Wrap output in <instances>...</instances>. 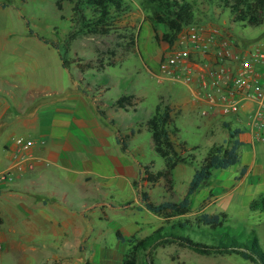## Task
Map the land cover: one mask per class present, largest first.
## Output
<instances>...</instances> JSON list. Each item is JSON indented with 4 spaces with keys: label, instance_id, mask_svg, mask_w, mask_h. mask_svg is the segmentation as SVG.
<instances>
[{
    "label": "rangeland",
    "instance_id": "374dc122",
    "mask_svg": "<svg viewBox=\"0 0 264 264\" xmlns=\"http://www.w3.org/2000/svg\"><path fill=\"white\" fill-rule=\"evenodd\" d=\"M190 1L196 17L193 25L207 23L217 27V31H210V34L219 40L229 37L248 49L256 45L264 46V22L257 26L236 22L230 10L224 9L215 0ZM0 2L8 4L0 7V87L14 90V96L3 94L6 102L13 104L12 97H16L17 103L25 102L29 111L40 109L45 117L50 112L59 114V118L55 117L58 124L63 126L65 134L70 131L71 135L67 137H72L74 153L68 154H72V172L77 174L84 169L76 175L81 181H76L62 166L61 158L52 159L50 163L41 156L50 166L49 170L39 172L43 191L54 190L59 196L66 194L63 200L56 202L67 212L71 210L65 206V200L69 205L80 207L79 211L75 208L76 214L72 216L73 229L60 230L58 238L45 224L46 229L39 237L42 247L34 259H29L31 252L28 255L17 239L12 242V249L0 258V264H123L130 244L119 239L118 232L126 240L132 235L142 239L162 225H170L178 218L193 220L206 211H224L228 213V221L217 231L188 226L181 233L207 243L212 242L214 234L226 233L247 244L256 234L264 251V214L260 210H251L249 205L250 200L264 194V183L257 174L240 183L242 165L252 160L255 152L264 154V142H257L255 149L252 145L243 144L240 163L228 169H215L210 181L193 195L191 212L181 218L166 221L147 209L137 196L135 181L138 187L150 193L155 202H162L169 196L163 184L152 187L140 175V163H152L153 171L165 167L164 158L155 152L151 133L146 127L160 97L181 109L182 113L176 119L179 128L177 139L186 142L195 155L193 164L181 163L175 169L173 200L183 199L196 168L210 149L229 140L228 129L223 122L232 118L202 115V110L207 108L196 105L191 92L182 83V55L176 56L182 52V33L173 46L165 41L158 42L155 36L157 33L162 35L165 28L158 24L157 31L154 30L146 19L143 0H128L127 14L111 33L78 35L75 39L69 38L74 30L69 20V4L59 11L56 0ZM29 28L56 42L59 48L30 35ZM190 36L186 31V37ZM171 57H175L176 61L170 62ZM62 60L67 68L63 67ZM187 60L191 62L193 57L188 54ZM102 61L115 64L100 72L96 66ZM82 65L86 66L87 73H82L79 67ZM87 66H94V69ZM4 80L17 86L4 85ZM124 94H134L137 107H130L128 111L115 107L114 102ZM94 101L100 103L109 120H116L115 125L97 113ZM59 108L62 110L58 111ZM14 110L18 114L21 112L17 107ZM97 125L99 129L87 134ZM117 130L122 136H130L126 153L116 142ZM11 132L8 130L1 134L0 142L7 139ZM20 135L37 148L47 145L40 131H23ZM20 135L16 134L13 141ZM75 135L81 139L75 140ZM75 152H83L85 161L77 163ZM3 153L5 150L0 146V156ZM10 163L11 159L6 158L5 163L0 164V170ZM128 202L131 203L123 207ZM50 213L58 218L64 212L57 207ZM7 218L5 232L12 234L8 227H13L14 221L10 215ZM0 244L2 253L6 245L1 234ZM151 256L155 264H255L237 253L201 254L178 243L157 246L152 249Z\"/></svg>",
    "mask_w": 264,
    "mask_h": 264
},
{
    "label": "trees",
    "instance_id": "16d2710c",
    "mask_svg": "<svg viewBox=\"0 0 264 264\" xmlns=\"http://www.w3.org/2000/svg\"><path fill=\"white\" fill-rule=\"evenodd\" d=\"M224 9H229L236 22H243L250 26H257L264 22V0H215ZM131 2V1H130ZM128 0H56L59 11H63L66 4L71 5L70 22L74 28L70 39H75L78 35L98 34L107 35L118 28L129 9ZM144 8L147 12L146 19L157 31L156 25L164 26L165 31L162 35L158 33L155 39L167 42L173 46L179 39L186 26L196 22L194 6L190 0H143ZM8 6L5 2H0V7ZM24 18L25 16L22 15ZM64 17V16H63ZM29 27V22H27ZM30 35L38 37L40 40L58 49L56 42L40 36L33 29L28 30ZM61 59L63 54L60 53ZM114 62L104 63L96 66L98 71H104L108 66H114ZM63 67L67 68L65 61L62 60ZM82 73H87L86 66H79ZM94 69V66H87ZM86 70V71H85ZM72 79L74 77L72 76ZM80 88V86H78ZM84 93L87 94L86 91ZM135 95H122L115 102L114 106L129 110L130 107H137L134 102ZM97 113L108 120L111 125H115L116 120L108 118L107 112L101 107L100 103L94 101ZM136 109V108H134ZM182 113L176 105H172L160 97V101L155 108L154 114L147 120L146 127L152 136L154 150L165 161V167L159 171H153V164L141 165L140 175L143 181L148 182L152 187L163 184L168 199L162 202L152 200L147 190L138 187V182H134L137 187V196L144 206L153 213L162 216L166 221L175 217H183L191 212L193 195L199 191L201 186L207 184L213 176L215 169H228L241 162L240 148L243 142L239 139L242 133L239 128H232L228 122H223V126L228 129L229 140L225 144H215L208 154L203 158L201 164L196 168L187 192L180 201L173 200L175 190L174 173L181 163L193 164L195 155L190 152V148L184 141H178L177 135L179 128L176 126V119ZM134 132H132V135ZM130 136H122L117 130L116 139L121 150L128 152V139ZM247 171L246 167L241 170V175ZM131 202L124 204L126 207ZM251 210H260L264 214V194L250 202ZM0 217V224L2 223ZM228 221L226 212H201L193 220L186 219L177 221L170 225H162L152 234L145 238L138 239L132 235L126 240L120 232L118 238L128 241L130 246L125 253L123 264H155L151 251L157 246H165L170 243L189 247L201 254H227L237 253L243 258L251 260L255 264H264V251L261 247L259 237L254 234L250 244L238 238L230 237L226 233L213 235L212 242H201L194 240L191 235L184 232L188 226L208 227L217 231L224 227ZM182 230V231H181Z\"/></svg>",
    "mask_w": 264,
    "mask_h": 264
},
{
    "label": "crops",
    "instance_id": "0c3cea01",
    "mask_svg": "<svg viewBox=\"0 0 264 264\" xmlns=\"http://www.w3.org/2000/svg\"><path fill=\"white\" fill-rule=\"evenodd\" d=\"M216 28L217 27L211 26L207 23L191 25L184 28L182 32V51L191 55L193 60L182 65V83L191 92L193 97L192 101L201 108H207L202 110V115L209 116L210 118H216L217 116L232 118L228 119L226 122L231 124L232 128L241 129L242 133L240 134L239 139L243 144L246 143L252 145L255 149V144L260 141L255 138V135L250 128L246 111H241L239 115L223 114L220 106L216 105V95L212 85H209L208 87L202 86L204 73L212 66L213 59L210 53L205 54L201 45L197 46V44H195L192 34L197 32L195 35L200 38L199 42L204 43L211 36L210 31H217ZM186 31L191 34L189 38L186 37ZM247 50L248 48L239 44L231 48L233 54H236L241 58L247 57ZM255 68L261 70L262 66L255 65ZM3 83L4 85L17 86L15 83H11L8 80H4ZM13 93L14 90H11L10 87L7 89L0 87V135L8 130L12 131L7 139L0 142V146L5 150V153L0 156V164L5 163L6 158L9 160L11 159V163L8 164L7 168L0 170V174L7 171L13 164L11 149L14 146V136L16 134H22L23 131L31 132L34 130L41 132V138L44 141V144L46 143L47 145L39 148L32 146V151L35 154L48 159L50 163H52V159L57 160V158H59L58 160H60L61 158L64 163L62 166L72 174L71 178L73 176L74 180L81 181V178H76V175L79 172L82 173L84 169H80L77 174L72 172V167L74 166L71 159L72 154H70V156L68 155L69 153H74L71 145L72 137H67L70 134V131L65 134L64 128H62L63 126L58 124L55 117L59 118V114L55 115L50 112L49 114H46L45 117L40 113V109L34 108L29 111L26 109L25 102L17 103L15 100L16 97H12L14 100L13 104L6 102V96L3 94L14 96ZM15 107L21 111L20 114H18L16 110L12 111ZM59 110L62 109L59 108L58 111ZM42 111L44 112L43 108ZM77 121L83 125L80 119ZM83 126H85V124ZM97 126L89 130L87 134L96 128L99 129V125ZM19 137L23 138L22 135ZM73 137H75V140L80 138L79 135ZM57 146L62 147L58 148ZM40 148L43 152L38 151ZM75 154L74 157L76 158L77 163L85 161L83 152H75ZM253 154L254 156L252 160H247L242 165V168L246 167L247 171L245 174L241 175L240 183H244L252 174L259 175L261 182L264 183V154H258V152ZM53 164L58 165L56 162H53ZM49 167L50 166L44 161L36 160L32 166H24L22 171L16 172V177L13 182H0V217L3 220L0 224V234L5 240L6 245L5 251L2 253L0 252V258H2L8 250L12 249V242L19 239L22 242L24 250L28 252V255L31 252V257L29 259H34L39 252V248L42 247L39 237H41L40 233L46 229L45 224L58 238L60 230L73 229L72 216L76 214L77 210H80V207H76L73 204L69 205L67 200H65V206L71 210L70 212H67V209L65 211V209L56 202L57 200H63L66 197V194H61V196H59L54 190L50 192L43 191V180L41 179L39 172L49 170ZM252 200H250V202ZM57 207L62 209L64 213L59 215L58 218L54 216L52 217L50 210L56 211ZM8 215H10L11 219L14 221L13 227H8V229L12 230V234H17L15 237H12V234H7L5 232V227L8 225ZM28 255L25 256L27 257Z\"/></svg>",
    "mask_w": 264,
    "mask_h": 264
},
{
    "label": "built area",
    "instance_id": "2783aa9c",
    "mask_svg": "<svg viewBox=\"0 0 264 264\" xmlns=\"http://www.w3.org/2000/svg\"><path fill=\"white\" fill-rule=\"evenodd\" d=\"M196 33L192 34L194 42L202 46L205 54L210 53L213 59L212 66L204 73L202 86L212 85L216 105L220 106L223 114L239 115L241 111H246L255 138L264 142V46L249 48L247 57L241 58L231 51L237 44L229 37L219 40L210 34L207 41L201 43ZM181 55L182 65L189 63L188 54L184 51L176 54ZM169 61L173 63L176 58L171 57ZM255 65L262 66V69H256ZM32 146L24 138L14 140L11 149L13 164L0 174V182H13L16 172L22 171L24 166H32L36 160L44 161L32 151ZM38 151L43 152L41 148Z\"/></svg>",
    "mask_w": 264,
    "mask_h": 264
}]
</instances>
